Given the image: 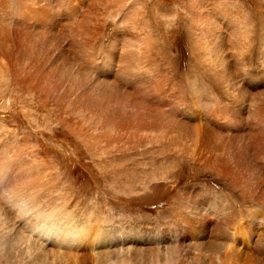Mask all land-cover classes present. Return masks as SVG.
I'll list each match as a JSON object with an SVG mask.
<instances>
[{"label": "rangeland", "instance_id": "1", "mask_svg": "<svg viewBox=\"0 0 264 264\" xmlns=\"http://www.w3.org/2000/svg\"><path fill=\"white\" fill-rule=\"evenodd\" d=\"M36 1L0 0L1 25L27 30L24 10ZM110 1L96 14L70 1L102 32L85 53L70 47L71 23L39 68L17 63L0 76V153L33 164L32 195L65 230L66 219L88 228L83 249L53 244L48 263L264 264V0ZM112 40L101 72L94 64ZM134 43L147 57L128 68L122 47ZM79 72L77 91L65 76ZM9 201H0V245L12 248L9 264H30L36 252L13 248L42 214Z\"/></svg>", "mask_w": 264, "mask_h": 264}, {"label": "bare ground", "instance_id": "2", "mask_svg": "<svg viewBox=\"0 0 264 264\" xmlns=\"http://www.w3.org/2000/svg\"><path fill=\"white\" fill-rule=\"evenodd\" d=\"M70 1H72V0H59V1H57V4H53V5H52V1L51 0H37L35 3L31 2L32 6L27 5V7L24 10V14H23L24 16H23V18L21 20V23L22 24L24 23L23 19L24 20L26 19V21L28 23H29L28 20H32L33 23L25 25L26 28H27V30H25V31L24 30L22 31L20 29L18 30L16 28L17 30H14L13 32H10V30L8 28L3 27L1 25L2 23H1V20H0V28L2 29V30H0V76H2V74H3V72L5 70H7V69L10 70V68H14V67L16 68V64L17 63H21L23 65H25L26 63H29V64H33L32 67L35 66V68H39L40 67L39 62L41 60H43L42 59L43 53L45 52V54H46V52L48 51L47 47L52 46V42L55 41V39L58 40L60 38L61 42L58 43L59 44L58 48H63V45H65V39H66L65 31H66V28L69 27L70 26L69 24H71V23H73V24L75 23L76 25L69 32L70 35H71V39L70 40H71V45H72V46H70V44H69V46L70 47L74 46L76 48V51L80 50V49L83 52L85 51L84 50L85 47H88V46H86V44L93 42L95 37L97 36V34L99 35V33H100V32L97 33L98 32L97 29H95V30H97V32L94 31V29H90V30H93V34H91L92 31L89 30V28L96 27V25L95 26L93 25V27H91V25L93 23L94 24L96 23V21L94 19L96 17L98 19V16H96V15L94 16L93 15L95 17L93 19L94 21H93L92 24L89 25V23H91L92 21L89 22V20L87 19V16H84V15H81L80 17H77L75 13H77L78 8L74 7L71 4ZM105 1L106 0H87V1L86 0H76V4L78 3V5H80V6L84 7V8L86 7L87 8V12L90 11L91 14H96L97 13L95 11L96 9L98 10V8H99V10H100V7H102V8L105 7L104 6L105 5ZM23 4H27V3L25 2ZM110 4H112V3H110ZM115 4L116 3H114V5ZM54 5H56V6H54ZM106 6H109V4L108 5L106 4ZM0 8H1V6H0ZM107 10H108V8H107ZM107 10H104V11H107ZM22 11L23 10H21V13H22ZM94 11H95V13H92ZM196 11H197V9H196ZM84 12H85V10H84ZM84 12H80V13L82 14ZM197 12H196V14H197ZM199 12H200V10H199ZM199 15H200L199 17H201L200 19L201 20L203 19V27H205V28L207 27L208 29H210L209 28L210 26L208 25L209 24L208 21L212 17H209L208 13H206V14H202L201 13ZM197 16H198V14H197ZM54 17L57 18L58 20L55 21L53 19ZM74 19H77V21L76 22H72ZM24 27H22V28H24ZM26 28H24V29H26ZM98 28H100V27H98ZM87 30H89L90 33ZM82 34H83V37H84L85 34L87 35V37L90 35V37L88 39L86 38V35L84 37L85 40L87 39V42L84 41L83 38H81ZM4 35L6 37L8 36L7 37L8 39L5 38ZM113 39H114V37H113ZM135 39H136V37H135ZM135 39H134V42H135ZM7 41L9 42V45L7 44L8 43ZM139 41H141V40H139ZM145 43H146V40H145ZM107 47H108V50H107V53L105 54V56H106L105 61H103V63L101 65H99V66H95V64H94V67L99 69L101 72H105L106 71L104 68L107 67V65L105 66L106 62H108L110 60V55H111L110 51L111 50L114 51V49H113L114 48L113 40L108 43ZM122 48H123L122 49L123 53L125 52L126 56H124L125 55L124 54L123 55L124 58H122L121 60L126 61V63H127L126 65H128V68H129V66L131 67V64L133 62H137L138 60H140V61L143 60L144 61L145 57H147L146 49H144L143 45H142V47H140V46L137 47L135 45V43H134V44H131L130 49H128L129 48V44H127L126 47H122ZM153 49H155V48H153ZM126 50H128V52ZM77 52H79V51H77ZM40 54H42V55L40 56ZM82 54H81L80 57H82ZM61 55H63V54H61ZM44 56H47V55H44ZM64 59H66V57H63L62 60L60 59L61 60L60 65L61 66L64 65ZM46 60L49 61L48 58ZM117 61H119V60H117ZM90 64H93V63H90ZM41 66L45 67L44 65H41ZM110 66H111V64H110ZM119 67L121 68V66H119ZM122 67H123V65H122ZM23 70H25V69H23ZM26 70H28V68ZM34 70H36V69H34ZM107 71H108V68H107ZM122 71H123V69H122ZM13 73H14V71H13ZM17 73H19V72L17 71ZM29 73H23V74H29ZM123 74H124V72H123ZM19 75H20V73H19ZM35 75H37V74H35ZM81 75H82L81 72H79L75 76L74 75H69V73H68L65 76L66 77L65 79L69 83L68 85H70L73 88H76V90L79 91L78 89L81 88V90H82V88H84L83 79L85 77H82ZM83 76H84V74H83ZM26 77H28V75L25 76V78ZM81 77H82V79H81ZM26 83L28 84V82H26ZM26 83H22L21 82L19 84H24L25 85ZM33 83L34 82L32 81V84ZM100 83H101V81H100ZM24 85H23V87H24ZM98 86H101V85H98ZM105 86H107V85L105 84ZM25 87H27V86H25ZM32 88H34V86ZM99 88H96V89H99ZM30 89H31V87H30ZM35 90H34V92H35ZM76 90H74V91H76ZM102 90L104 91V88ZM158 91L161 92V86L158 87ZM79 93H81V91ZM0 95H2V94H0ZM7 95H9V94H7ZM4 99H5V97H4ZM3 121L0 120V123H2V124L5 123V121L4 122ZM3 132H5V131H3ZM0 148H3L1 144H0ZM4 151H5L6 155H3L2 153H0V189H2V188L4 189L2 192H0L1 197L3 196V198H0V201L3 202V201L8 199V200H10L9 201L10 204L12 202L11 206L13 205V207L15 206V204L18 205V204L23 203L24 205H27L28 208H32L33 211H36V212L42 214L41 218H33L34 221L42 220L41 221L42 223H40L39 226L32 225V227L34 226L35 229L33 228L29 232L28 235H25V236L20 235L21 237L18 235L19 238H23L24 241H22L21 243H20V241H18L15 244V246L13 248L14 254L17 255L18 251H20L22 253H24V252L28 253L29 251L33 250V253L36 252L37 256H39L40 258L37 259V257H35V259L30 264H47L48 261H49V259L47 258V254H52V253L49 252L50 250H48V247H51L53 244H54L53 247L57 248L58 250H63V251L83 249L81 241H85V239L87 237V233H88V228L77 227L75 225V223H73L72 220H71L72 221V223H71L69 219H66L65 220V225L69 224L71 228H69L68 231L65 230L64 229V224L62 223L64 220L61 221V220L57 219L56 216H55V213H56L57 210H52V208L46 207V202H47L46 199H45L46 201L43 203V201L42 202L40 201V197H34L32 195L34 193V189L36 187V186H34V183H32L33 180L31 179V177L33 176L32 175L33 174V164L28 162V159L26 161V159L24 157H21V156H18V155L17 156H11L7 149H4ZM1 152H3V151H1ZM3 156L4 157L5 156L10 157V158H12V160L10 161V158H8L9 161H7L6 159H3ZM24 185H30V186L26 187L25 189L27 191H29V193L31 195H28L26 197L22 195V198H21V196H20L21 188ZM6 191H8V193L5 195ZM6 197H7V199H5ZM18 197H20V198H18ZM16 198H18V199H16ZM16 211H19V209L17 208ZM13 213L14 212H12L11 216L13 215ZM18 217L16 218L15 214H14V218L12 219L13 223H12V228L10 230L13 231L14 233H15V231L17 229V224H18V220H19ZM16 233H18V232H16ZM78 242H80V243H78ZM24 243H25V245L23 246ZM119 246H121V245H119ZM10 249H12V248H10L8 245H5V246L4 245H0V252H1L0 253V264H9V262H10V257H9ZM2 251H4V252H2ZM33 253H31V254H33ZM221 258H222V256H221ZM48 264H50V263H48ZM112 264H132V262H130L128 260L127 261H121L120 260V261H115Z\"/></svg>", "mask_w": 264, "mask_h": 264}]
</instances>
